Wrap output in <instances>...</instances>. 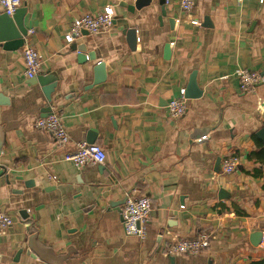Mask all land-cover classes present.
I'll return each instance as SVG.
<instances>
[{
  "label": "crops",
  "instance_id": "obj_1",
  "mask_svg": "<svg viewBox=\"0 0 264 264\" xmlns=\"http://www.w3.org/2000/svg\"><path fill=\"white\" fill-rule=\"evenodd\" d=\"M131 5L25 0V44L40 54V76L58 81L52 103L25 77L22 49L0 43V95L9 101L0 99V211L15 220L0 232V264H47L27 253L34 234L68 255L66 264H264V142L257 137L264 128V2L195 0L191 14L180 0L164 8L150 0L134 12ZM107 7L115 12L111 29L69 39L76 19ZM127 30L137 31L134 50ZM74 45L95 60L80 62ZM241 70L261 75L256 93L240 90ZM195 73L203 96L187 100L186 116L174 121L167 106ZM48 107L70 134L66 146L35 128ZM197 129L209 131L192 140ZM81 143L103 147L106 164L77 169L65 161ZM233 155L239 167L225 175ZM127 195L152 201L144 241L125 233ZM200 233L212 237L201 255H166L172 243Z\"/></svg>",
  "mask_w": 264,
  "mask_h": 264
},
{
  "label": "built area",
  "instance_id": "obj_2",
  "mask_svg": "<svg viewBox=\"0 0 264 264\" xmlns=\"http://www.w3.org/2000/svg\"><path fill=\"white\" fill-rule=\"evenodd\" d=\"M25 0H0L1 14L13 17L20 9ZM261 3L264 0H260ZM181 10L186 14H191L195 7V0H180ZM115 21V12L112 7H107L98 14H88L76 19L72 23L69 39L76 40L82 37L84 32L90 35H98L111 29ZM193 25L199 26L196 20L191 21ZM22 60L24 63V75L27 79H34L42 72V61L40 54L31 44H25L22 48ZM240 90L247 93H256L258 86L262 82L259 73L246 70L239 71ZM167 111L169 117L174 121L183 119L187 114V99L185 90H181L179 97L172 99ZM35 128L40 131H46L52 135L55 141L62 146L71 142V137L63 124L62 118L52 113L48 117L39 118L35 122ZM107 155L103 147L96 144L81 143L75 153H69L65 156V161L72 163L77 169H82L88 164L105 165ZM240 159L237 155L227 158L223 163V174L232 175L239 167ZM54 181L57 179L54 177ZM153 212V204L149 197L127 195L124 205V230L127 236L136 237L145 240L148 235V223ZM15 225L14 218L0 211V232L10 230ZM212 243V237L208 233H200L192 239L176 241L166 249V255L170 257L177 256H199L207 251Z\"/></svg>",
  "mask_w": 264,
  "mask_h": 264
},
{
  "label": "water",
  "instance_id": "obj_3",
  "mask_svg": "<svg viewBox=\"0 0 264 264\" xmlns=\"http://www.w3.org/2000/svg\"><path fill=\"white\" fill-rule=\"evenodd\" d=\"M162 8H164L166 0H159ZM150 4V0H134V5L130 6L131 12H134L135 10H141L142 8L148 6ZM26 10L25 9H18L13 17H9L6 14L0 15V43L3 45V47L10 52H17L20 49H22L25 45V38L28 37V29L24 26V16H25ZM164 13V12H163ZM209 21L208 18H206L203 27H209L210 25L207 23ZM172 23H174V20H171ZM126 35H128V40L130 43L131 48L134 50L136 48V44L138 41L137 37V31L135 30H127ZM73 50L79 51L80 53V62H86V61H94L95 55L93 53L87 54L86 46H73ZM167 53H169V47L166 48ZM104 70V64L99 63L96 67V74L99 75L98 82H101L100 80L103 78ZM103 74V75H102ZM102 76V77H101ZM54 81V82H53ZM53 82V86H50V83ZM57 80L55 76H37L34 79H31V83H38L42 87H44V94L48 100L49 103H52V94L57 88ZM50 86L49 88L47 86ZM203 91L199 88L196 78V73L193 74L190 78L189 84L185 90V98L187 100H197L202 98ZM1 99V105H7L9 104V101L7 99H3V97L0 95ZM50 113L51 107H48ZM47 115V117L49 116ZM206 129H197L194 131L192 135V140H196L199 138H203L205 134L207 133ZM258 139L264 142V128L261 129L257 133ZM5 142V136L3 133H0V158L2 155V150L4 147ZM90 144V143H89ZM94 144V143H91ZM1 169V166H0ZM5 170V169H3ZM126 200L123 201V204L125 205ZM24 215V214H23ZM254 237L259 238L260 235H255ZM27 253L32 258L40 259L41 261L47 263V264H66V261L69 260L68 255L64 256H58L53 251V249L45 247L42 243H40L38 239V234L31 235L27 241ZM23 250L19 251L18 256L21 255Z\"/></svg>",
  "mask_w": 264,
  "mask_h": 264
},
{
  "label": "trees",
  "instance_id": "obj_4",
  "mask_svg": "<svg viewBox=\"0 0 264 264\" xmlns=\"http://www.w3.org/2000/svg\"><path fill=\"white\" fill-rule=\"evenodd\" d=\"M259 143V142H258ZM263 148V147H262Z\"/></svg>",
  "mask_w": 264,
  "mask_h": 264
}]
</instances>
